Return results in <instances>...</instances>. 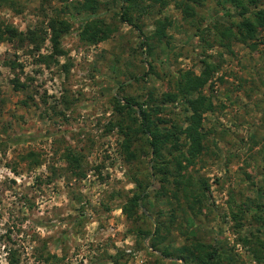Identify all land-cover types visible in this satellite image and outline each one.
Returning <instances> with one entry per match:
<instances>
[{"label": "rangeland", "instance_id": "obj_1", "mask_svg": "<svg viewBox=\"0 0 264 264\" xmlns=\"http://www.w3.org/2000/svg\"><path fill=\"white\" fill-rule=\"evenodd\" d=\"M136 1L130 23L123 0H0V264H9L7 248L18 264L181 263L138 234L171 213L175 199L156 191L172 193L179 177H154L146 145L128 162L120 124L130 122L129 97L161 107L153 119L176 135L164 151L169 169L191 179L195 205L179 195L175 246L194 238L225 264H264V44L239 38L242 17L229 0ZM52 20L69 25L62 55ZM6 26L23 36L9 41ZM209 68L206 149L180 171L192 112L183 99H160ZM143 191L147 207L127 219L124 205Z\"/></svg>", "mask_w": 264, "mask_h": 264}, {"label": "trees", "instance_id": "obj_2", "mask_svg": "<svg viewBox=\"0 0 264 264\" xmlns=\"http://www.w3.org/2000/svg\"><path fill=\"white\" fill-rule=\"evenodd\" d=\"M90 1V0H88ZM196 4H201L204 0H188ZM240 11L242 17L241 22L238 24L239 38L242 40L252 41L251 48L256 49L258 44H264L262 38V32L264 31V7L262 6L263 0H229ZM137 5L136 0H123L121 20L123 22H132L130 13ZM88 8V7H87ZM91 8V7H90ZM255 8V10H253ZM61 24V23H60ZM49 29L51 30V43L55 54L62 55L61 39L68 33L69 25L62 23L59 25L56 21L52 20L49 23ZM164 28L158 30L159 37L164 36ZM89 29V26L88 28ZM95 30V29H94ZM97 33L104 31L95 30ZM2 35H7L9 41L14 42L17 37H22L23 33H17L14 29L6 26ZM34 35V34H33ZM96 41L104 40L102 37H97ZM183 79L179 81L176 86L175 93H165L162 95L160 102L172 103L178 99H183L187 103L188 108L191 110L192 115L190 117V123L184 130V135L187 140V148L183 153V161L178 162L177 166L181 171L183 162H186L188 166L196 164V161L203 155L206 146L207 135L203 131L204 116L213 110L212 102L204 95H202V89L208 84L211 71L210 68L205 70L200 76H182ZM17 88V86H16ZM197 94L196 98H193ZM126 105L124 109L127 111L123 115V118L128 119L129 124L124 126V122L120 124L122 134L124 136L123 150L127 156L128 162H133L137 159V150H141L145 145L150 148L152 152V175L159 177L161 182H169L168 175L175 176V189L170 192L165 185H161V190L156 191V195L167 196L171 194L172 198L176 201V206L171 208V213L167 216V213L163 210L160 211L155 223V231L148 232L139 229L138 234L142 239L151 237V247L154 251L159 252L164 259H172L174 261L181 262L180 264H225V254L222 251L212 247L211 245L197 241L194 238H186L185 243L182 246H175V238H173V230L175 229L176 211L180 208L179 195L183 192L186 198L189 209H193L195 203H190V197H192V189L189 187L190 178H186L182 175V172H178L177 176L173 175V171L169 169L171 162L166 159L164 151L166 147L171 143L172 137L176 136L172 133H162L159 130L158 122L153 118L161 114V107L144 108V105L132 97L125 99ZM151 101L155 102L154 95L151 94ZM116 99V107L121 111L123 108L118 107L120 104ZM134 108H137L136 111ZM134 113L133 115H131ZM158 120V119H157ZM161 119H159L160 121ZM177 150L176 148L174 149ZM169 162V163H168ZM174 170V169H173ZM209 187L204 185V190L201 194V200L204 201L205 192ZM150 197V193H143L135 195L126 205L123 207V212L129 220H135L137 218V210L142 206L147 207L146 200ZM10 250L7 259L9 264H18V252L17 250Z\"/></svg>", "mask_w": 264, "mask_h": 264}]
</instances>
